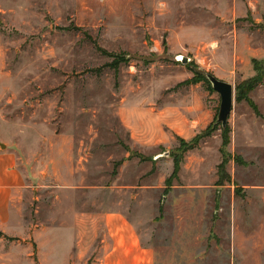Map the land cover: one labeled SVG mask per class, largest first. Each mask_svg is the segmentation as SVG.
<instances>
[{"label":"rangeland","instance_id":"obj_1","mask_svg":"<svg viewBox=\"0 0 264 264\" xmlns=\"http://www.w3.org/2000/svg\"><path fill=\"white\" fill-rule=\"evenodd\" d=\"M199 74L234 87L231 143L185 153L222 103ZM0 150L29 186L0 264H74L79 236L93 264L108 215L159 264H264V0H0Z\"/></svg>","mask_w":264,"mask_h":264},{"label":"crops","instance_id":"obj_2","mask_svg":"<svg viewBox=\"0 0 264 264\" xmlns=\"http://www.w3.org/2000/svg\"><path fill=\"white\" fill-rule=\"evenodd\" d=\"M28 188L26 176L19 167L16 155L10 150H0V232L8 238L21 228L18 210ZM103 225L106 230L105 237L100 242L99 251L95 254L97 260L93 264H159L156 246L144 245L136 229L124 216H105ZM33 234L36 242L41 240V248L48 247L44 244L41 233L35 230ZM96 237L97 235L90 242L93 244H88L89 255H94L93 247L96 248L98 241ZM84 238L85 236H79L73 240L72 253H66L68 260H74V264H79V256L86 254L84 251H86L87 243ZM60 243L54 247L56 251L66 249L67 245L68 247L70 245V243L63 245ZM75 249L78 250L77 253Z\"/></svg>","mask_w":264,"mask_h":264},{"label":"trees","instance_id":"obj_3","mask_svg":"<svg viewBox=\"0 0 264 264\" xmlns=\"http://www.w3.org/2000/svg\"><path fill=\"white\" fill-rule=\"evenodd\" d=\"M102 53L104 55H107L109 57H111L113 59V62L111 64H109V67L112 69H115L117 72L120 70L121 66L123 65H128L130 63V58L127 54H121V55H116V54H110L105 50H102ZM199 76L203 79V82L207 83L209 86V90H212V87L210 85V83L208 82L206 76L199 74ZM263 82V79L261 78H256L254 80H251L250 82H247L242 89L246 90V94L250 95L253 91H255L257 89V87ZM239 101H242L240 98L238 99ZM218 129H220V125H213V127H210L209 129H207L202 135H200L195 141H193L191 144H186V148L184 149L185 153H188L190 151H193L195 149H197L201 142L203 140H205L206 138L211 137L215 132L218 131ZM223 133H224V143H223V148H227L230 143H231V139H230V132H229V126L226 129H223ZM224 166H222L223 168ZM180 171V167L176 168L175 174L174 176H178ZM161 213H163V209H161ZM0 237L1 238H5L8 240H17V239H13V238H8L4 233L0 232Z\"/></svg>","mask_w":264,"mask_h":264},{"label":"water","instance_id":"obj_4","mask_svg":"<svg viewBox=\"0 0 264 264\" xmlns=\"http://www.w3.org/2000/svg\"><path fill=\"white\" fill-rule=\"evenodd\" d=\"M180 62L184 65H188L190 60L181 57ZM206 78L211 84L212 89L221 95L222 103L217 123L218 125H221L223 129H226L229 126V121L234 108V87L212 75H207ZM166 156H169V154Z\"/></svg>","mask_w":264,"mask_h":264}]
</instances>
